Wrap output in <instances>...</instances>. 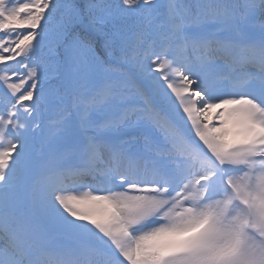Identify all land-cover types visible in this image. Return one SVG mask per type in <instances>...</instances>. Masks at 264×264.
Masks as SVG:
<instances>
[{
	"label": "rangeland",
	"instance_id": "374dc122",
	"mask_svg": "<svg viewBox=\"0 0 264 264\" xmlns=\"http://www.w3.org/2000/svg\"><path fill=\"white\" fill-rule=\"evenodd\" d=\"M5 14H8V9L5 8L4 10L2 9V6L0 5V41L4 42L6 40V35L7 33L11 32L9 30V20L5 19ZM28 15L29 12L27 11ZM27 23H21L20 25H24ZM28 24H31V22L29 21ZM108 25H113L111 23V21L108 22ZM101 26V25H100ZM107 26V24H103L101 26V28L103 29V31L105 32V27ZM111 35H114V32H112ZM52 35H49V38H52ZM49 42L48 41H44V42H40V45L45 49L46 46H48ZM36 46L35 45V41L33 38H31L28 42H26L25 44H23L22 49L24 53H31L33 47ZM99 64V63H97ZM208 67L213 69V79L212 81L209 82L210 84V88L209 90L205 91V93L207 95H212L213 97L220 98L222 96H224L225 94H227L226 89L224 87V81H223V71L221 70V66L220 63L218 64H209L207 63ZM92 65H84L82 63L79 64V69L78 72L71 70L68 74L69 79L71 80V82L75 83L80 89H90V88H95L99 85H102V78L104 75V71L102 68H100L99 66H96L94 69H92ZM31 73L33 75H35V71L34 68H32ZM96 74V75H95ZM170 82L172 84H174L173 81H167ZM26 84V80H22L20 82H18L17 84H13L10 83L8 80L6 79H0V85L11 95L16 94V92L23 86ZM178 85V84H176ZM252 85L255 87L254 82H252ZM181 93L182 95V89L180 90L179 94ZM175 99L177 100V104L180 102L179 97L175 96ZM24 106V104H22ZM21 108H19L18 110H20ZM244 111V106L238 107V108H230L229 109V113L234 114L235 116H238L237 113L238 112H243ZM85 113V110L81 112V114ZM1 123V122H0ZM191 131H193V133L196 132L195 130V125H191L190 126ZM50 131H48L47 133L44 132L42 136H49ZM3 135V132L0 130V136ZM24 135H26L27 137L25 138V147L28 148V151H30L31 153H33L35 147H36V142L34 141L33 137H30L28 133H24ZM204 136L209 137L210 133L208 131H205ZM54 136H58L57 134H54ZM67 138V135H66ZM2 139L5 141V143H2ZM56 141L60 142V138L56 137ZM61 143V142H60ZM52 148L54 149H58L57 146L55 145H51ZM9 148V145L7 144V141L4 138H0V149L2 151L7 152ZM33 154H31L32 156ZM2 163V162H1ZM256 163H259V161H256ZM262 168V167H260ZM23 175L28 174L29 169L28 168H24L23 169ZM256 181H255V186L260 188L261 190L264 189V169H259V172L256 175ZM21 180H24L23 183H21ZM12 181L15 183L14 184V190L17 191V193L11 192L8 193L7 195L2 194L0 195V206L3 207V205H5L6 201H11L16 199L20 194L19 192L23 193L24 191V186L28 185L29 179H12ZM259 182H263L261 185H259ZM182 190H185V193H190L193 191V189H189V184H185L182 187ZM45 192L44 189H42L40 191V194H43ZM36 195V194H35ZM116 195L118 197H120L122 199V201H128L130 203V206L132 205V201H133V196L135 194H127L124 193L122 191L116 193ZM28 196V194H27ZM72 196V199H68V198H61V197H57L55 198V201L52 203H47V200H44L43 195H36V205L38 208H44L49 211V209L52 211L54 216L59 217V214L63 213V209L67 206V204H65L66 202L71 203L70 206L71 208L76 209L77 211H80L82 209V205L85 207V205L87 204V192L86 191H81V190H76L73 192L72 195L69 194V197ZM183 202H180L177 204V206L175 207V209L172 212H168L166 211L164 214L160 215V216H150L149 219L146 221L145 226L141 229V231L138 232V238L142 239V244H144V239H146L147 236H152L155 235L156 233H163L168 231L169 229L178 227L181 225V222L183 220V215L182 214H178V211L175 212L177 209L180 210V205ZM15 204H17V206H20V208H24V207H28L27 204V200L26 197L23 198H18L15 201ZM238 210L237 209H231L230 211V215L229 213H227L226 217H220L218 213L214 212V219L218 220L217 223V229L214 232V237L212 242H224L228 239H232V235H237L240 231V223L236 222L238 219ZM163 225L166 226V229L163 231L162 229H159V231H157V228L155 227L156 225ZM156 229V231H155ZM152 230H154V232H151ZM115 236L120 235L121 233L119 232L118 229H115L114 232ZM166 234V233H165ZM165 241H169L170 244L168 245H173V238L170 236H167ZM190 242V239L187 240H183V241H178L175 242L176 245L178 244H186L188 245V243ZM140 244V243H139ZM219 244V243H218ZM141 245V244H140ZM213 244H210L209 247H205L208 248L207 252H211L212 248H213ZM130 250V247L128 249V252ZM124 253V252H123ZM126 254V253H124ZM262 263L264 264V250L262 252ZM94 263L93 264H114L111 260H109L107 258V260L103 259L102 257L100 258H95L93 255H91L90 257ZM89 258V260H90ZM180 259L178 264H191V258L190 256H185V257H179ZM185 258V259H184ZM193 259V258H192Z\"/></svg>",
	"mask_w": 264,
	"mask_h": 264
},
{
	"label": "trees",
	"instance_id": "16d2710c",
	"mask_svg": "<svg viewBox=\"0 0 264 264\" xmlns=\"http://www.w3.org/2000/svg\"><path fill=\"white\" fill-rule=\"evenodd\" d=\"M245 1L249 5V10L251 13L256 14L260 10L258 0ZM31 3H35V0H7L6 3L5 1L0 0L2 9H8V14H5L3 12L4 15H8L10 17H15L16 8L21 6H27V8L28 6L32 7L30 6ZM97 4H99L98 8H94L93 6ZM122 4H125L124 0H46L43 7V13L46 20H61L62 18L66 19L68 22L73 20L68 32V35H70L68 40H70L73 39L81 29V23L75 21L78 17H82V19H85V21L93 24L94 26H99V23L101 24V20L104 17V9H110L109 15L113 19H115L114 22L117 24V26H120L121 24L124 26L120 29L123 31L125 29L127 39V32L129 28H131L132 16L131 13L127 16L124 15L123 10L126 6H123ZM126 4H128V1L126 2ZM74 7L78 10H75ZM76 12H78L77 15ZM26 18H33V10H30V13L26 16ZM70 44V42L63 41L59 46L55 48L60 58H63L64 55L68 52ZM75 45L77 46V48H79L77 42L75 43Z\"/></svg>",
	"mask_w": 264,
	"mask_h": 264
},
{
	"label": "bare ground",
	"instance_id": "6f19581e",
	"mask_svg": "<svg viewBox=\"0 0 264 264\" xmlns=\"http://www.w3.org/2000/svg\"><path fill=\"white\" fill-rule=\"evenodd\" d=\"M166 227V226H165ZM165 227H163V228H165ZM123 241H125V239H123Z\"/></svg>",
	"mask_w": 264,
	"mask_h": 264
}]
</instances>
